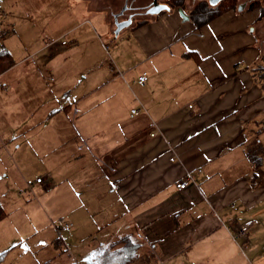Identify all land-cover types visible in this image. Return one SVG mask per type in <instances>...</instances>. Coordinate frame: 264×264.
<instances>
[{"label":"crops","instance_id":"1","mask_svg":"<svg viewBox=\"0 0 264 264\" xmlns=\"http://www.w3.org/2000/svg\"><path fill=\"white\" fill-rule=\"evenodd\" d=\"M32 1L0 0L13 60L0 73V264H105L124 236L129 264H264L251 20L229 10L200 26L187 3L116 29L122 0H55L66 19L40 18L41 1L26 13Z\"/></svg>","mask_w":264,"mask_h":264},{"label":"trees","instance_id":"2","mask_svg":"<svg viewBox=\"0 0 264 264\" xmlns=\"http://www.w3.org/2000/svg\"><path fill=\"white\" fill-rule=\"evenodd\" d=\"M237 10L236 9V1L235 0H222L218 5L206 8L199 7L191 12V17L197 23V25H203L207 22L213 20L214 18L224 14L229 10ZM141 22V21H140ZM141 24V23H140ZM261 59L264 60V51L261 53ZM13 60L10 54L4 50H0V73L11 66ZM264 155L263 147H254L252 149V154L250 159L255 163L259 160H262L260 157ZM2 209L0 208V219L3 216ZM121 244L117 249V245ZM137 245L134 244L129 236H124L119 238L118 240L112 242L109 245V252L105 259V264H129L131 263L136 256ZM4 253H0V262L3 259Z\"/></svg>","mask_w":264,"mask_h":264},{"label":"flooded vegetation","instance_id":"3","mask_svg":"<svg viewBox=\"0 0 264 264\" xmlns=\"http://www.w3.org/2000/svg\"><path fill=\"white\" fill-rule=\"evenodd\" d=\"M123 1V8L120 10L122 12V16L124 17L122 21L123 24L134 22L135 20H139L145 15L148 14H155L162 11H170L173 8L178 6H184L187 3L190 4L192 7L189 11H193L198 9L199 7L203 6L206 8H211L218 5L222 0H122ZM236 7L241 6V8H252L258 7L264 4V0H235ZM185 8V11L188 7ZM239 8V11L240 9ZM237 9V8H236ZM262 12V16L264 14V7L260 8ZM264 19V18H263ZM260 42L261 44L264 43V29L262 28L260 32Z\"/></svg>","mask_w":264,"mask_h":264},{"label":"rangeland","instance_id":"4","mask_svg":"<svg viewBox=\"0 0 264 264\" xmlns=\"http://www.w3.org/2000/svg\"><path fill=\"white\" fill-rule=\"evenodd\" d=\"M32 1V0H31ZM38 1H41V3H44V6L41 7V15H40V18H43L45 16H51V15H55L57 17H60L63 18V19H66V14L62 11L58 12L57 13V10L58 9H61V6H56V3H55V0H34L32 1L31 3H29V5L25 6L24 8V11L27 13L29 11H32L34 12V14H36V9L38 8V5H35L36 3H38ZM59 3H61L62 0H58ZM115 3H118L119 4V0H114ZM116 7V6H115ZM261 7H264V4L261 5ZM260 6L258 7H252V8H243L242 10L243 11H240L239 12V8H241V6H237V10H235L237 13L236 17H239L240 20H245L248 21L247 19L251 20V25H249L247 27V29L243 30V35L245 37V39H249L251 44H252V47H256L257 46V42H259V36L261 35L260 32L262 30V28L264 29V14H263V17L261 18L262 16V12L260 11L261 8ZM3 10H0V13L2 14ZM54 16V17H55ZM55 19V18H54ZM257 22V23H260L259 25H256L254 27V23ZM115 25H116V29L122 27L123 24H119L117 21H115ZM261 47H262V50L264 51V43L261 44ZM262 60V59H261ZM5 158L7 157H3L0 156V161H6Z\"/></svg>","mask_w":264,"mask_h":264},{"label":"built area","instance_id":"5","mask_svg":"<svg viewBox=\"0 0 264 264\" xmlns=\"http://www.w3.org/2000/svg\"><path fill=\"white\" fill-rule=\"evenodd\" d=\"M63 45L65 44V42L62 43ZM147 80V76L146 75H141L138 77L137 81L140 84H143L144 82H146ZM132 114L136 115L137 111L136 110H132L131 111ZM84 146V143H82V145L79 147L82 148ZM41 178L36 179V182H41ZM188 182L186 180L181 181L179 183L176 184V187L178 189H184L187 186ZM252 226V222L251 221H245L244 223H242L241 225L238 226V228L236 229V231L233 234V238H245L249 229ZM70 228V225L65 224L63 227H61L62 231H67Z\"/></svg>","mask_w":264,"mask_h":264},{"label":"water","instance_id":"6","mask_svg":"<svg viewBox=\"0 0 264 264\" xmlns=\"http://www.w3.org/2000/svg\"><path fill=\"white\" fill-rule=\"evenodd\" d=\"M157 13H158V12H157ZM179 13H180L181 15H183V12H182L181 8H179ZM119 24H123V23L121 22V23H119Z\"/></svg>","mask_w":264,"mask_h":264}]
</instances>
